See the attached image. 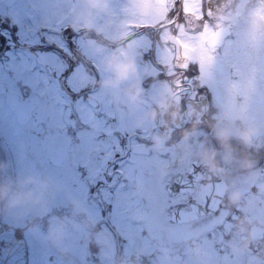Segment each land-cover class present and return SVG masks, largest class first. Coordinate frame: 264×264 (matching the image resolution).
Returning a JSON list of instances; mask_svg holds the SVG:
<instances>
[{"label": "flooded vegetation", "instance_id": "af4514ba", "mask_svg": "<svg viewBox=\"0 0 264 264\" xmlns=\"http://www.w3.org/2000/svg\"><path fill=\"white\" fill-rule=\"evenodd\" d=\"M76 1L0 0V229L21 250L9 264H264L251 87L264 0ZM114 49L132 75L108 65ZM240 249L244 262L221 260Z\"/></svg>", "mask_w": 264, "mask_h": 264}, {"label": "water", "instance_id": "95a60500", "mask_svg": "<svg viewBox=\"0 0 264 264\" xmlns=\"http://www.w3.org/2000/svg\"><path fill=\"white\" fill-rule=\"evenodd\" d=\"M229 0H208V6L210 9H218L223 5L227 4ZM75 10H85L86 9V0H77L76 1ZM217 38L222 39L228 32V25H223L219 27L216 31ZM192 106L189 105V110L191 111ZM199 114L196 113V116L190 118L192 121H198ZM195 169H193V172ZM216 206H203L202 209H199L201 213L207 214ZM196 206L194 209L188 211H174L173 212V219L174 220H190L194 219L198 216V213L195 211ZM21 250H20V243L15 239L12 234V231L7 228V232H5L4 228L0 229V264H9L10 262L14 263L20 259Z\"/></svg>", "mask_w": 264, "mask_h": 264}, {"label": "rangeland", "instance_id": "374dc122", "mask_svg": "<svg viewBox=\"0 0 264 264\" xmlns=\"http://www.w3.org/2000/svg\"><path fill=\"white\" fill-rule=\"evenodd\" d=\"M223 54H224V56L226 57V59H228L230 62H232L233 64L235 63V62H233V56H232V52L229 50V48H225L224 50H223ZM235 71H238V67L236 66L235 68ZM234 84H235V86L237 87L238 85H239V81L237 80V79H235V81H234ZM245 102L243 101L242 102V104H241V108H242V110L244 111V108H245V106H246V104H244ZM244 113V112H243ZM253 118L254 117V114L253 113H246L245 114V118ZM259 123H262L261 124V126H263L264 125V117L260 120V122ZM259 123H257V122H255L254 123V125L252 126V129L255 131V129H256V127H258V126H260L259 125ZM238 153V152H237ZM244 153V152H243ZM243 153H241L240 152V154H243ZM239 215V214H238ZM240 215H242V214H240ZM233 216V215H232ZM232 216H230V218L231 219H233V217ZM242 219H243V215H242ZM226 226H228L229 224H225ZM238 236H240V235H238ZM238 236H235V237H238ZM219 237L220 238H222V237H227L225 234H224V232H222V231H220V233H219ZM240 238V237H239ZM224 241V239H221L219 242H220V244L222 243ZM234 243L235 242H233V244H232V246L235 248V246H234ZM221 248V247H220ZM237 249V248H236ZM230 252V251H229ZM229 252L227 251V253H224L223 254V258L221 257V260L223 261V262H225V260H228V261H235V262H238L239 263V261H241V260H243V262H244V251L242 250V249H240V251H239V253H237V257H236V259L234 260L233 258H231L230 257V254H229ZM222 263V262H221Z\"/></svg>", "mask_w": 264, "mask_h": 264}, {"label": "clouds", "instance_id": "9594fccd", "mask_svg": "<svg viewBox=\"0 0 264 264\" xmlns=\"http://www.w3.org/2000/svg\"><path fill=\"white\" fill-rule=\"evenodd\" d=\"M107 63L117 73L120 78H125L134 73L135 65L133 59L123 56L119 51L113 50L108 57Z\"/></svg>", "mask_w": 264, "mask_h": 264}, {"label": "trees", "instance_id": "16d2710c", "mask_svg": "<svg viewBox=\"0 0 264 264\" xmlns=\"http://www.w3.org/2000/svg\"><path fill=\"white\" fill-rule=\"evenodd\" d=\"M254 68L256 72L252 75L251 87L252 90L255 89L259 93L258 97H256L258 106L264 108V64L256 65Z\"/></svg>", "mask_w": 264, "mask_h": 264}, {"label": "snow or ice", "instance_id": "6c2138e0", "mask_svg": "<svg viewBox=\"0 0 264 264\" xmlns=\"http://www.w3.org/2000/svg\"><path fill=\"white\" fill-rule=\"evenodd\" d=\"M216 37H217L216 32L209 31L208 29H205V31L201 34V36L199 38V43L203 44V43L207 42L209 45L214 46V44L216 42ZM177 42L180 43L181 46L184 48H192L193 47V45L187 44L184 41H180L178 38H177ZM185 54H187V53H185Z\"/></svg>", "mask_w": 264, "mask_h": 264}]
</instances>
